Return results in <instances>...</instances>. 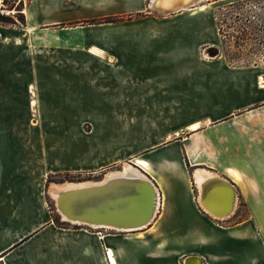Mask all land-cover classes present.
<instances>
[{
    "label": "rangeland",
    "instance_id": "rangeland-1",
    "mask_svg": "<svg viewBox=\"0 0 264 264\" xmlns=\"http://www.w3.org/2000/svg\"><path fill=\"white\" fill-rule=\"evenodd\" d=\"M73 1L41 6L24 0L23 13L28 15L25 22L29 25L0 26V51L6 40L5 51L20 64L17 82L25 86L27 99V103H19L14 95H1L0 113L28 109L21 114L19 125L39 129L40 155L38 160L32 158L38 163H26L22 157V164L34 172L24 181L31 193L39 189L44 194L52 220L50 228L17 251L29 263L42 248L37 239L51 242L45 247L50 264H76L84 244L88 254L94 253L92 238H107L112 233L134 236L125 232L142 237L143 228L118 230L64 221L49 191L54 184L103 180L108 172L122 170L124 163L135 164V158H143L151 166L163 150L159 145L168 134L166 130L188 134L185 124L193 119L185 109L189 100L174 103L176 111L170 112L172 106L164 99L169 91L181 88L178 81L190 79L191 65L222 60L264 62V0H201L194 7L165 16L150 10V0L131 5H78ZM5 10L10 12L0 0V13L5 15ZM15 12L8 14L15 16ZM94 46L103 51L91 48V52ZM210 46L216 48L215 55H211ZM132 61L158 67L139 74V70L118 65ZM16 71L0 59V81L16 80ZM112 77L118 91L121 85L138 83L137 78L146 84L150 82L146 78L151 83L172 82L153 89L158 99L143 101L137 94L112 93ZM20 152L24 150L17 151L15 163ZM141 169L150 178L158 172L154 165L150 171ZM194 170L188 167L190 174L194 175ZM60 239L66 240L62 243Z\"/></svg>",
    "mask_w": 264,
    "mask_h": 264
},
{
    "label": "crops",
    "instance_id": "crops-1",
    "mask_svg": "<svg viewBox=\"0 0 264 264\" xmlns=\"http://www.w3.org/2000/svg\"><path fill=\"white\" fill-rule=\"evenodd\" d=\"M29 1L41 6L68 3V0ZM137 1L73 2L131 5ZM27 17L25 15V20ZM24 25L28 26L29 22ZM6 43V40L1 43L4 50L0 51V59L15 66L17 71L16 80L0 81V97L8 98L11 94L19 103L21 100L27 103L25 86L17 82L20 64L5 51ZM91 48L98 53L103 51L96 46L90 47V51ZM121 64L125 65L121 68L139 70V74L146 68L158 67L154 66L156 63L134 61L118 65ZM191 66L194 70L190 79L178 81L181 88L169 91L164 99L172 106L170 112L176 111L174 103L189 100L185 109L191 112L193 119L185 124L188 134L180 136L181 133L175 135L176 130H166L168 134L160 142L163 150L152 164L158 172L151 175L159 195L154 219L140 231L142 237L137 232H125L134 236L112 233L107 238H92L90 245L94 253L88 254L84 244L79 249L76 264H111L107 249L111 250L115 264H187L188 258H198L201 264H264V62L203 61ZM146 79L150 82L146 84L144 79L137 78L138 83L121 85L118 91L112 77L111 92L126 97L137 94L143 101H151L158 99L153 89L172 82L151 83L152 80ZM24 112L29 111L0 113V261L50 264L49 250L45 248L51 245L49 239H37L42 248L38 249L37 259L30 263L17 253L27 240L35 241L36 235L50 228L52 222L44 194L39 189L31 193L24 181L25 176L34 172L30 166L22 164V157H26V163L35 161L37 164L40 155L39 129L19 125ZM191 124L196 126L191 128ZM22 149L24 152H20L15 163L17 151ZM188 167L214 172L234 188L235 207L228 216L216 217L204 208V185L211 180L204 177L200 188ZM27 236L30 237L27 239ZM65 240H61L62 243Z\"/></svg>",
    "mask_w": 264,
    "mask_h": 264
},
{
    "label": "bare ground",
    "instance_id": "bare-ground-1",
    "mask_svg": "<svg viewBox=\"0 0 264 264\" xmlns=\"http://www.w3.org/2000/svg\"><path fill=\"white\" fill-rule=\"evenodd\" d=\"M200 1L150 0L148 3L155 14L165 16L194 7ZM185 4L189 5L184 7ZM208 48L212 51L214 46ZM34 102L32 100L31 104L33 105ZM195 126L196 124L189 125L191 128ZM134 161L133 165L124 163L122 170L108 172L100 181L54 184L49 192L54 199L59 216L70 223L86 224L97 228L108 226L118 230L132 231L145 228L154 219L159 206L157 199L159 195L153 183L154 180L141 169L142 167L147 171L151 170L148 161L143 158H135ZM215 174L203 168L194 170V176L200 188L204 177H209L207 179L211 180L204 185L205 195L202 201L204 208L211 215L222 218L228 216L235 207L236 191L226 180H223L224 178L221 179ZM117 175H125L126 179L110 182L87 193H66V189L71 188L92 189ZM102 237L104 236H100ZM107 255L111 264H115L110 249H107ZM185 261L187 264H201L198 258H188Z\"/></svg>",
    "mask_w": 264,
    "mask_h": 264
},
{
    "label": "trees",
    "instance_id": "trees-1",
    "mask_svg": "<svg viewBox=\"0 0 264 264\" xmlns=\"http://www.w3.org/2000/svg\"><path fill=\"white\" fill-rule=\"evenodd\" d=\"M23 1L24 0H12V3L10 4L8 0H2V5L6 8L9 9L10 12L12 13L13 10H16L15 16L9 15L8 13L5 12L4 14L0 13V25H24L25 24V15L23 13ZM25 239V238H24ZM1 260V256H0ZM0 264H3L0 261Z\"/></svg>",
    "mask_w": 264,
    "mask_h": 264
},
{
    "label": "water",
    "instance_id": "water-1",
    "mask_svg": "<svg viewBox=\"0 0 264 264\" xmlns=\"http://www.w3.org/2000/svg\"><path fill=\"white\" fill-rule=\"evenodd\" d=\"M187 5L189 4H185L184 7H187ZM150 7V6H149ZM150 10H151V7H150ZM152 11V10H151ZM216 54V48L214 47V49L211 51V55H215ZM131 164L133 165L134 163L131 162ZM125 175H117V176H114L113 178H111L110 180H108L106 183L102 184V185H99V186H95L94 188L92 189H78V188H71V189H66V193L68 194H74L76 192L78 193H87V192H90L91 190H94V189H97V188H101L103 187L104 185L108 184V183H113V182H117V181H121V180H125ZM147 183V182H145ZM148 184V183H147ZM157 197V196H156ZM131 228V227H130Z\"/></svg>",
    "mask_w": 264,
    "mask_h": 264
},
{
    "label": "built area",
    "instance_id": "built-area-1",
    "mask_svg": "<svg viewBox=\"0 0 264 264\" xmlns=\"http://www.w3.org/2000/svg\"><path fill=\"white\" fill-rule=\"evenodd\" d=\"M157 199H159V196L157 197ZM159 201V200H158Z\"/></svg>",
    "mask_w": 264,
    "mask_h": 264
}]
</instances>
